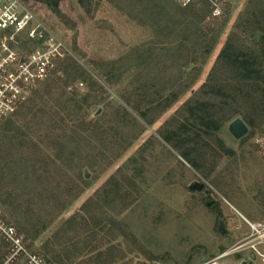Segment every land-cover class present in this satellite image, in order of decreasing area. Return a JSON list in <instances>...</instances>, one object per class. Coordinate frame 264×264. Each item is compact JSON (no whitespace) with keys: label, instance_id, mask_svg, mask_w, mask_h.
<instances>
[{"label":"rangeland","instance_id":"1","mask_svg":"<svg viewBox=\"0 0 264 264\" xmlns=\"http://www.w3.org/2000/svg\"><path fill=\"white\" fill-rule=\"evenodd\" d=\"M116 1L92 0L87 14L76 0H63L60 10L74 30L43 7H27L66 41L74 60L90 67L87 62L91 59L115 61L153 38L148 27H140L125 13L126 6L117 10ZM252 3L253 0L219 2L221 16H209L202 23V27L214 29L216 44L208 56L198 53L200 75L167 110L148 115L153 120L151 125L140 121L141 127L135 131L129 125L117 127L114 103H121L119 96L138 87L130 83L131 70L116 86H105V92L97 94L104 100L103 105L109 103L107 108L101 105L87 111L86 121L99 118L96 128H102L101 132H82L73 122L50 130L47 119H37L35 124L18 114L0 126V209L26 236L31 234L27 235L21 224L25 223L26 228L36 225V229L46 226L37 239L29 238L34 250L42 254L41 246L61 224L91 202L95 204L85 211L93 224L107 226L110 240L115 238L116 251L125 254L123 264H203L225 253V264H263L260 255H264V243L250 228L264 227V159L253 143L262 124L248 127L247 140L240 143L227 131L232 121L224 123L217 136L233 156L219 160L206 178L160 138L161 131L172 129L170 125L180 119L183 104L197 96L224 42L245 13L251 11ZM22 42L23 39L20 51L24 53L30 47ZM202 59L205 61L200 64ZM162 61L169 67L164 76L159 68L143 73L144 78L155 74L160 77L156 89L177 71L168 59ZM191 71L188 67L184 73L193 75ZM70 89L88 92L84 81ZM8 121L12 125L7 127ZM134 138L137 139L132 142ZM143 145L145 151L141 154ZM136 170L140 175L134 189L130 180ZM193 183L203 184L204 190L189 191ZM116 186L119 197L104 198L105 192ZM205 192L213 199V207L204 206ZM219 221L225 224V235L217 233ZM254 245L256 251L252 249Z\"/></svg>","mask_w":264,"mask_h":264},{"label":"trees","instance_id":"2","mask_svg":"<svg viewBox=\"0 0 264 264\" xmlns=\"http://www.w3.org/2000/svg\"><path fill=\"white\" fill-rule=\"evenodd\" d=\"M62 1L25 0L31 6L43 7L50 16L74 30L75 26L60 10ZM76 1L85 13L91 11L92 0ZM109 1L114 3L116 0ZM116 3L117 10L121 11V6H126V14L140 27L151 30V41L115 61L91 59L87 62L90 67L79 64L73 58H66L48 79L38 84L17 113L19 118H31L35 124L37 119L45 118L50 130L73 122L82 132H101L102 128H96L99 118L86 121L87 111L103 105L104 100L98 99L97 94L104 93L105 86H116L132 70L130 83L138 87L127 95L119 96L121 103L116 101L114 104L117 108L115 118L118 129L129 125L135 131L141 127L140 121L151 125L153 120L148 119V115H159L167 110L194 84L201 68L197 63L198 53L203 57L208 56L216 44V37H212L214 29L202 27V23L210 16L209 4L202 1L181 8L170 0H117ZM252 7L251 11L245 13L241 23L235 25V32L224 42L197 96L183 104L180 119L170 125L172 129L163 130L160 134V138L171 144L180 157L204 178L210 176L219 160L233 156V152L217 136L224 123L240 118L251 129L258 123H264V1L253 0ZM163 58L168 59L172 63L171 67L177 71L172 79L168 77L164 85L156 89L160 77L155 74L151 78H144L143 73L159 68L161 76H164V71L169 67L163 63ZM204 61L202 59L200 64ZM188 67L193 75H185ZM80 81L87 83L86 94L70 89ZM167 90L171 91L164 98ZM103 106L107 108L109 103ZM6 124L7 127L12 125L10 121ZM38 124L42 125V122ZM246 140L244 137L240 143ZM132 142L127 143V146ZM144 146L140 149L141 154L145 151ZM57 158L61 160L60 155ZM67 162L70 164L71 160L67 159ZM134 173L130 181L132 187L137 189L134 182L140 173L138 170ZM109 197L115 200L119 197L117 186L105 192L104 198ZM91 205L88 202L85 208L61 226L53 237L56 246L59 247V232L68 233L76 228L81 231L85 229L83 224L90 229L88 225H92V219L85 210ZM23 224L21 227H25L27 235L31 236H26L21 230L19 232L27 240L38 238L46 227L40 226L37 230L36 225L26 228V224Z\"/></svg>","mask_w":264,"mask_h":264},{"label":"built area","instance_id":"3","mask_svg":"<svg viewBox=\"0 0 264 264\" xmlns=\"http://www.w3.org/2000/svg\"><path fill=\"white\" fill-rule=\"evenodd\" d=\"M186 8L205 1L210 16L219 18L222 0H173ZM30 47L21 53L20 45ZM73 54L66 41L58 37L27 7L25 0H0V126L16 115L35 87L48 79L57 65ZM253 143L264 159V123ZM256 239L264 243V227L250 225ZM256 251L255 245L253 248ZM228 253L203 264H225ZM264 264V255H260ZM0 264H50L28 243L26 236L5 217L0 209Z\"/></svg>","mask_w":264,"mask_h":264},{"label":"crops","instance_id":"4","mask_svg":"<svg viewBox=\"0 0 264 264\" xmlns=\"http://www.w3.org/2000/svg\"><path fill=\"white\" fill-rule=\"evenodd\" d=\"M88 226L90 229L83 224L85 229L81 231L76 228L68 233L59 232V247L53 239L58 229L41 246L44 258L50 264H123L126 259L125 254L121 255L116 251L115 238L110 240L107 226L102 227L93 222ZM29 245L31 246L30 243Z\"/></svg>","mask_w":264,"mask_h":264},{"label":"water","instance_id":"5","mask_svg":"<svg viewBox=\"0 0 264 264\" xmlns=\"http://www.w3.org/2000/svg\"><path fill=\"white\" fill-rule=\"evenodd\" d=\"M98 114H99V111L97 112L96 115H98ZM227 131H228L229 135L235 141H239V140L243 139L248 134V127L245 125V123L240 118H237L229 124ZM87 178H88V175L85 173V179H87ZM188 189L191 192L200 193L204 190V185L199 184V183H193L189 186ZM213 204H214L213 199L209 196V194L207 192H205L204 206L206 208H209ZM217 233L219 235H225L226 230H225V224L223 223V221L218 222ZM241 264H253V263L251 261H248V262H243Z\"/></svg>","mask_w":264,"mask_h":264},{"label":"flooded vegetation","instance_id":"6","mask_svg":"<svg viewBox=\"0 0 264 264\" xmlns=\"http://www.w3.org/2000/svg\"><path fill=\"white\" fill-rule=\"evenodd\" d=\"M242 140V139H241Z\"/></svg>","mask_w":264,"mask_h":264}]
</instances>
